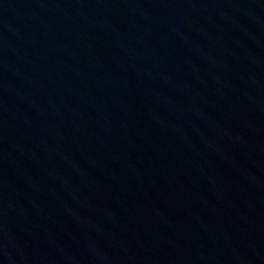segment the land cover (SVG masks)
Returning <instances> with one entry per match:
<instances>
[{
    "label": "water",
    "instance_id": "obj_1",
    "mask_svg": "<svg viewBox=\"0 0 264 264\" xmlns=\"http://www.w3.org/2000/svg\"><path fill=\"white\" fill-rule=\"evenodd\" d=\"M0 264H264V0H0Z\"/></svg>",
    "mask_w": 264,
    "mask_h": 264
}]
</instances>
